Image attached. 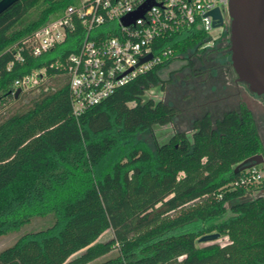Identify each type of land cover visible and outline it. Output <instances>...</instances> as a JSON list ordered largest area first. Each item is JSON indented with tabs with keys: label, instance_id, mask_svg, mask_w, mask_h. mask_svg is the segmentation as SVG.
I'll return each instance as SVG.
<instances>
[{
	"label": "trees",
	"instance_id": "obj_1",
	"mask_svg": "<svg viewBox=\"0 0 264 264\" xmlns=\"http://www.w3.org/2000/svg\"><path fill=\"white\" fill-rule=\"evenodd\" d=\"M77 1L17 0L0 13V234L47 220L4 246L0 264H87L116 246L118 256L101 264H264V177L241 182L248 171L235 169L264 154L253 109L241 100L215 120L210 111L196 117L191 132L160 134L178 109L145 96L165 88L173 60L204 50L207 32L160 38L174 58L79 116L70 76L50 63L78 49L81 31L7 68L13 44ZM41 67L44 81L12 93L15 78ZM10 98L18 104L2 110ZM141 131L153 134L154 150L136 140ZM109 228L114 235L100 239ZM215 231L228 240L200 241Z\"/></svg>",
	"mask_w": 264,
	"mask_h": 264
},
{
	"label": "built area",
	"instance_id": "obj_2",
	"mask_svg": "<svg viewBox=\"0 0 264 264\" xmlns=\"http://www.w3.org/2000/svg\"><path fill=\"white\" fill-rule=\"evenodd\" d=\"M148 0H78L70 3L57 16L36 28L9 49L13 58L7 64L11 69L16 61L24 62V52L38 56L66 40L70 33L80 32L77 50L64 59L56 58L51 67L64 70L70 76L72 111L81 115L119 86L155 65L176 56L172 45H160L159 39L193 27L210 33L214 17L210 11L219 7L224 23L229 0H153L145 12L126 23L128 16ZM208 39L200 46L207 49ZM150 52L152 56L143 60ZM47 67L36 68L14 79L12 93L18 87L26 90L40 83ZM241 182L261 179L263 170L256 165L246 168Z\"/></svg>",
	"mask_w": 264,
	"mask_h": 264
},
{
	"label": "rangeland",
	"instance_id": "obj_3",
	"mask_svg": "<svg viewBox=\"0 0 264 264\" xmlns=\"http://www.w3.org/2000/svg\"><path fill=\"white\" fill-rule=\"evenodd\" d=\"M226 15L228 20V10H226ZM226 24L227 21L222 25L214 26L210 30L208 36L212 46L197 53L189 52L186 57H178L170 63L169 67L162 72L163 78L171 77L164 89L155 86L147 90L146 97L168 100L170 101L169 103L178 109L175 122L163 127H157L158 133L166 134L174 129L191 132L193 120L196 117L203 115L206 111H210L216 116L217 113H222L225 109L238 106L239 102L244 100L255 112L264 141V98L252 92L246 82L241 80L236 82L235 79L238 74L234 66L229 67L224 62L226 58L223 57L222 49L227 43L224 39ZM190 60L193 62L192 64L189 63ZM46 78L47 74L40 82ZM34 86L36 85L28 89L34 88ZM17 104L16 101L10 98L1 108L3 110L8 106ZM135 138L136 140H142L152 150L156 147L154 136L150 131L138 132ZM262 166L264 173V163ZM229 214L230 212L223 217ZM46 223L47 220L45 218H37L32 223L25 225L21 231L29 230L33 227H41ZM21 231L10 230L1 233L0 250L4 246L13 243ZM113 235V229L109 228L100 236V239H108ZM227 240V236L220 235L213 241L224 243ZM119 251V247L116 246L108 253L97 257L87 264H101L110 258L118 256Z\"/></svg>",
	"mask_w": 264,
	"mask_h": 264
},
{
	"label": "water",
	"instance_id": "obj_4",
	"mask_svg": "<svg viewBox=\"0 0 264 264\" xmlns=\"http://www.w3.org/2000/svg\"><path fill=\"white\" fill-rule=\"evenodd\" d=\"M17 0H0V13ZM153 0H148L140 9L123 17L126 23L134 21L150 7ZM228 12L231 17V59L241 81L248 84L252 92L264 98V0H229ZM213 26L224 24V17L219 7L210 11ZM152 56L150 52L143 60ZM18 87L16 96L21 92ZM172 124V123H171ZM264 163V154L257 153L245 158L235 169H246ZM220 232L203 234L200 241H213Z\"/></svg>",
	"mask_w": 264,
	"mask_h": 264
},
{
	"label": "flooded vegetation",
	"instance_id": "obj_5",
	"mask_svg": "<svg viewBox=\"0 0 264 264\" xmlns=\"http://www.w3.org/2000/svg\"><path fill=\"white\" fill-rule=\"evenodd\" d=\"M227 21V24H226V31H225V37L224 39L227 41L226 45L223 47V57L226 58L225 59V65H229V67H232L233 63H232V59H231V50H230V47H231V17L229 15V19L226 20ZM225 21V22H226ZM223 62V63H224ZM236 82H239L240 79L238 77V75L236 76ZM167 103H169L170 101L168 100H165Z\"/></svg>",
	"mask_w": 264,
	"mask_h": 264
},
{
	"label": "crops",
	"instance_id": "obj_6",
	"mask_svg": "<svg viewBox=\"0 0 264 264\" xmlns=\"http://www.w3.org/2000/svg\"><path fill=\"white\" fill-rule=\"evenodd\" d=\"M225 110H226V109H225ZM225 110H224V111H225ZM253 112H254V111H253ZM222 113H223V111H222ZM222 113H217V115L214 116V114H212V112H211V115H212L213 119L215 120L216 118H218L219 116H221ZM254 115H255V112H254ZM255 117H256V116H255Z\"/></svg>",
	"mask_w": 264,
	"mask_h": 264
}]
</instances>
